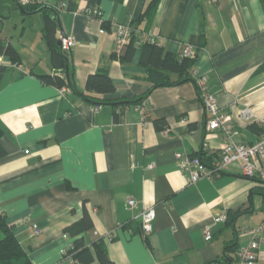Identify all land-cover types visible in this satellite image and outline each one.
Here are the masks:
<instances>
[{"label": "crops", "instance_id": "0c3cea01", "mask_svg": "<svg viewBox=\"0 0 264 264\" xmlns=\"http://www.w3.org/2000/svg\"><path fill=\"white\" fill-rule=\"evenodd\" d=\"M48 2L66 4L57 11L56 39L75 37L68 66L76 91L40 78L64 75L50 61L42 13L0 0V38L19 54L18 63L0 55V213L32 263L100 264L101 246L113 264H207L263 226L256 264H264L263 180L242 176L232 163L189 184L177 155L213 162L222 131L208 129L194 81L175 84L172 73V84L152 88L139 46L130 61L111 58L108 28L138 24L173 54L188 46L194 74L206 77L234 141L249 144L263 133L264 0ZM85 8L101 16H87ZM89 74L110 77L115 90L104 97L119 103L94 112L85 98ZM260 165L264 171V158ZM127 198L136 205L125 207ZM148 207L156 217L144 235L139 215ZM76 240L83 245L65 255Z\"/></svg>", "mask_w": 264, "mask_h": 264}, {"label": "trees", "instance_id": "16d2710c", "mask_svg": "<svg viewBox=\"0 0 264 264\" xmlns=\"http://www.w3.org/2000/svg\"><path fill=\"white\" fill-rule=\"evenodd\" d=\"M23 6L24 13L28 14L33 11H40L43 15V28L42 36L47 44L50 61L55 69L64 72L63 76H59L58 73L54 74H43L40 75L41 80L44 83L53 84L55 86H66L69 89L76 91L73 86L69 71V57L71 50L64 53L60 49V45L57 44L56 32L58 28L57 22V11L51 4L43 2H31ZM132 29V35L129 38L127 44L121 52H117L115 49L110 53L111 58H119L121 61H130L134 55L136 49L140 50L139 62L146 67L147 74L152 83V88L159 85H168L173 82L170 81V74L174 73L178 76L175 84L184 83L187 81H194V57L184 56L180 54H173L164 51L162 45L156 41L142 39L138 34H134L135 31L140 33H146L143 27L138 24H128ZM108 28L111 30V23ZM137 46H139L137 48ZM0 55H7L11 58L14 63H18L19 54L16 48L11 43L3 45V40L0 38ZM86 100L93 105H101L102 107L106 104H118L117 100L105 98L104 95L113 93L115 88L110 77L101 74H89L85 81ZM163 125V123H160ZM2 130L0 128V136ZM6 152L0 145V158L5 156ZM201 157L203 161H206L201 155H195ZM262 181V180H261ZM264 183V181H262ZM237 216L238 213H232ZM86 213L83 216L82 226L84 229L91 227L87 223ZM229 214L227 215V221ZM82 227V228H83ZM72 231V230H70ZM83 244L81 241L76 240L73 246L69 248L65 255L74 254L76 249H80ZM237 250L238 246L235 241L230 242L226 245L224 250V256L221 259L214 260L209 263L218 264H236L237 262ZM96 253L100 264H113L111 262L105 250L101 246L96 247ZM0 264H33L25 250L19 243L11 224L7 223L4 216L0 213ZM208 264V263H207Z\"/></svg>", "mask_w": 264, "mask_h": 264}, {"label": "built area", "instance_id": "2783aa9c", "mask_svg": "<svg viewBox=\"0 0 264 264\" xmlns=\"http://www.w3.org/2000/svg\"><path fill=\"white\" fill-rule=\"evenodd\" d=\"M19 5H26L31 2H43L50 4L48 0H16ZM215 1V0H213ZM56 10H61L65 7V3L51 4ZM83 13L90 17H100L99 10H89L85 8ZM142 39L150 40L151 36L147 33H140L135 31ZM111 34L114 38V49L121 52L127 44L132 35V29L128 24L112 22ZM60 49L64 52H69L74 46L76 40L73 34H64L60 37ZM181 54L184 56H191L192 52L188 46H185ZM62 75V74H61ZM63 76V75H62ZM194 83L200 97L205 116L206 125L208 129H220L224 136V146L221 148L217 158L213 162H206L199 156L177 155V166L181 172L186 175L187 182L193 184L202 177L212 178L227 168L232 163L239 165V170L242 176L246 178L258 177L264 181V171L260 165V160L264 158V119L257 121V125L263 129L261 137L252 143L244 144L234 141V127L230 123L228 115L221 114L219 111L217 97L207 83L206 77L194 74ZM144 104V103H143ZM94 112H98L102 106H91ZM145 114V112H144ZM242 114L249 115L250 112L247 108L242 110ZM136 205L133 198H127L125 207L132 208ZM156 213L153 207L144 209L140 215L141 230L144 235L152 232ZM263 226L257 227L252 230L254 236L246 244L238 246L237 262L236 264H256L257 251L259 247V236L261 235ZM32 230L35 234L39 233V229L35 223H32ZM203 236L206 240L212 237L211 232L206 227L203 229ZM218 264V263H208Z\"/></svg>", "mask_w": 264, "mask_h": 264}, {"label": "water", "instance_id": "95a60500", "mask_svg": "<svg viewBox=\"0 0 264 264\" xmlns=\"http://www.w3.org/2000/svg\"><path fill=\"white\" fill-rule=\"evenodd\" d=\"M57 22H58V19H57ZM4 44H5V43L3 42V45H4ZM57 44L60 45V40L57 41ZM64 53H66V52L64 51Z\"/></svg>", "mask_w": 264, "mask_h": 264}]
</instances>
